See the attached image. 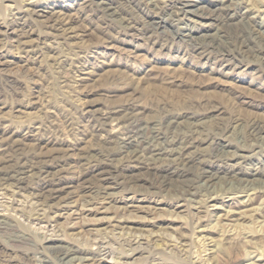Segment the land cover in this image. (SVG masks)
Instances as JSON below:
<instances>
[{
  "label": "rangeland",
  "instance_id": "rangeland-1",
  "mask_svg": "<svg viewBox=\"0 0 264 264\" xmlns=\"http://www.w3.org/2000/svg\"><path fill=\"white\" fill-rule=\"evenodd\" d=\"M189 1L204 11L216 3ZM239 2L264 43V0ZM152 3L178 0H0V264H264V147L216 162L221 177L193 195L174 190L187 171L165 188L136 164L120 168L136 177L130 182L100 178V151L114 144L95 134L92 114L131 107L145 119L179 114L204 131L227 124L236 153L246 152L235 144L239 123L264 124V69L238 55L198 54L176 37L153 39ZM109 4L116 11L108 14ZM209 20L193 22L196 34L215 31ZM245 22L235 17L223 28L232 35ZM63 27L66 36L56 37ZM17 155L44 160L42 172L2 182ZM13 230L30 244L11 240ZM58 241L89 249L62 263L53 257Z\"/></svg>",
  "mask_w": 264,
  "mask_h": 264
},
{
  "label": "bare ground",
  "instance_id": "bare-ground-1",
  "mask_svg": "<svg viewBox=\"0 0 264 264\" xmlns=\"http://www.w3.org/2000/svg\"><path fill=\"white\" fill-rule=\"evenodd\" d=\"M213 1L216 2L215 8L209 9V11L201 10L203 8H192L193 2L189 0H178V3L172 6L152 3L157 9L155 11L157 19L149 21L146 25L149 28V36L155 40L159 35L176 37L186 47L198 54L214 55L213 58L219 61L228 62L237 55L240 58H250L264 69L262 31L257 23L251 20L253 16L247 14L248 7H243L245 9L242 10L239 0ZM115 11L116 8L110 4L105 8V12L108 14ZM234 16L241 23L246 21L247 26L231 35L225 31L223 26L225 22H233ZM200 18H208L210 22L215 21L211 22L216 28L215 31L196 34L193 22H198ZM53 27L55 26L50 28ZM65 31V27H63L59 32L61 34L54 35L56 37L66 36ZM17 45H23L22 49L27 46L26 42L21 39H18ZM178 117L179 114H170L166 111V113L157 114L153 119H145L141 114L133 113L131 107L108 109L104 113L92 114L88 117L93 122L95 134L108 143L114 144L109 148L103 147L100 151L105 158L99 162L107 167L100 171L103 175L100 178H111L113 183L130 182L136 177H128L125 173L120 172V168H125L128 164H136L144 169V177L147 178L151 175L152 185L157 188H165L164 184L169 176L175 173L183 174L187 171L192 172L191 177L185 179L174 190L178 196L193 195L199 193L201 189L208 191L213 184L212 181L221 177L218 174L219 171L213 169L216 162L229 160L234 156L245 159L253 155L256 149L264 147V124L255 119L244 123V125L239 123L242 129L235 144L246 152L236 153L228 147V143H231L234 135L229 125H216L208 131H204L198 128L195 122L186 121V119L178 120ZM237 121L238 119L235 120V122ZM177 124L181 126L175 127ZM224 140H226L225 143ZM204 142L207 143L206 150H201L204 147L201 148L200 144ZM43 161L39 157L23 159L22 156L17 155L9 166L10 172L5 173L2 177V182H15L17 185L23 179L22 174L36 166H39L37 174L40 175ZM92 164L100 163L92 162ZM257 180L259 179L252 178L240 181L239 189L247 188L248 184L252 186ZM0 227L3 226L0 225ZM8 237L15 241L23 240L27 244H30L31 241L16 230L9 231ZM119 241L128 245L140 243L135 238H121ZM58 242L53 247V257L62 263L81 259L76 254L89 249L86 246L70 242ZM22 257L27 259L28 255L24 254ZM41 260L47 261L44 257Z\"/></svg>",
  "mask_w": 264,
  "mask_h": 264
}]
</instances>
